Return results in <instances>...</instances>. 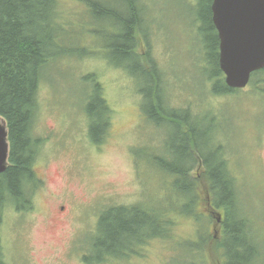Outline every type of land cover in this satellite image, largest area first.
Instances as JSON below:
<instances>
[{"label": "rangeland", "instance_id": "374dc122", "mask_svg": "<svg viewBox=\"0 0 264 264\" xmlns=\"http://www.w3.org/2000/svg\"><path fill=\"white\" fill-rule=\"evenodd\" d=\"M58 2L59 13L67 24L79 21L73 26L75 31L84 27L80 45L99 53L71 55L65 62L50 63L43 71L34 125V136L43 138L35 160L41 187L34 194L32 210L17 211L10 205L4 206L0 225L4 261L7 264H187L191 258L187 242L196 239V232L203 238L207 229L201 251L207 264H216L222 237L213 236L214 217L200 214L201 220L196 221L193 214L183 212L184 199L170 185L173 176L154 160L159 157L169 163L178 161V154L164 142L165 136H173L172 128L149 121L140 109L142 100L137 89L140 79L110 65L102 56V51L115 41L111 36L115 33L112 23L102 16L93 20L85 14L81 1ZM139 2L144 4L147 36L146 41L142 38L137 50L149 57L162 75L169 106L179 108L191 102V110L198 115L202 128L215 126L208 141L216 140L223 146L227 166L239 188V207L244 218L253 223L258 239L264 241L262 94L251 83L234 94H209L197 53L204 42L201 29L206 16L198 0ZM73 43L72 37L65 39L67 46ZM87 74L95 80L88 79ZM95 82L101 86L102 97L110 109L107 133L99 145L88 136L85 114L86 98ZM203 129L198 131V136H205ZM191 174L200 176L202 172L193 170ZM120 205L134 206L140 212L164 211L162 214L173 222L169 236L151 239L137 248L135 254L101 257L106 252L101 251L100 242L108 237L99 225L100 215L105 209H111L104 212L105 216L113 214ZM204 209L201 205L197 212ZM117 214H113V221H120L118 217L123 216L116 217ZM142 221L143 217L139 216L138 222ZM195 253L192 262H200L202 253L198 249ZM185 256L189 259L183 260Z\"/></svg>", "mask_w": 264, "mask_h": 264}, {"label": "trees", "instance_id": "16d2710c", "mask_svg": "<svg viewBox=\"0 0 264 264\" xmlns=\"http://www.w3.org/2000/svg\"><path fill=\"white\" fill-rule=\"evenodd\" d=\"M58 1L0 0V116L6 122L9 141L8 163L0 173V225L5 205L17 211H30L34 206V194L41 187L35 160L43 138L34 136V125L38 109L37 93L43 71L50 63L63 62L71 55L99 53V50L80 45L84 27L75 31L73 26L79 21L67 24L59 13ZM78 1L84 6L85 14L93 20L102 16L112 23L115 33L111 36L115 41L102 51V56L110 65L120 67L140 79L137 88L142 100L140 109L149 121L163 124L167 129L172 128L173 136L171 139L165 136L164 142L174 154H178V161L169 163L159 157H154V160L173 176L170 185L184 199L182 211L193 214L196 221L201 220L200 214L207 218L209 208L222 214V240L216 264H264V241L258 239L253 223L244 218L239 207V188L227 166L224 148L216 140L208 141L215 126L203 129V124L197 120L198 115L191 110V102L179 108L169 106L164 97L162 75L157 72L150 58L137 50L142 38L146 41L147 36L144 4L139 0ZM211 1L198 0L206 16H203L204 26L201 29L204 42L197 53L202 60L200 65L206 74L209 94L224 96L241 89L228 87L219 68L218 37L211 21ZM69 37L74 41L70 47L65 44V39ZM87 76L95 80L93 75ZM250 83L264 99V67L251 73ZM86 100L88 136L92 143L99 145L107 133L110 109L97 82ZM200 129L205 130V136H198ZM192 169L202 174H191ZM201 205L206 211L201 210L200 213L197 210H200ZM193 207H196L194 212ZM115 209V212L123 214L121 217L116 215L120 221H113L115 212L104 215L111 209H105L100 215L99 225L104 236L108 237L106 241L100 242L101 251L106 252L101 253V257L135 254L137 248L146 245L151 239L165 238L170 234L173 222L162 214L164 211L146 209L140 212L131 205H120ZM139 216L144 221L138 222ZM108 218H112L110 222H107ZM206 230L203 238L196 232L197 240L187 242L191 258L182 257L183 260L189 259L187 264H207L200 246L207 240ZM96 244L99 245L98 240ZM197 249L202 253V258L200 262L194 263L192 261L197 255L194 254ZM0 264H7L3 258L1 240Z\"/></svg>", "mask_w": 264, "mask_h": 264}, {"label": "water", "instance_id": "95a60500", "mask_svg": "<svg viewBox=\"0 0 264 264\" xmlns=\"http://www.w3.org/2000/svg\"><path fill=\"white\" fill-rule=\"evenodd\" d=\"M210 10L224 82L233 89L244 88L251 73L264 67V0H212ZM8 153L6 122L0 116V173Z\"/></svg>", "mask_w": 264, "mask_h": 264}, {"label": "flooded vegetation", "instance_id": "af4514ba", "mask_svg": "<svg viewBox=\"0 0 264 264\" xmlns=\"http://www.w3.org/2000/svg\"><path fill=\"white\" fill-rule=\"evenodd\" d=\"M61 208H62V206H61ZM209 209L208 210H209L210 214L215 218V215L217 214V212L214 210H211V208H209ZM208 227L210 228V226H208ZM211 229H212L215 237H216V235L218 236V234L220 235V232L222 230V214L221 213H220L219 221H216L215 219H213V221L211 223Z\"/></svg>", "mask_w": 264, "mask_h": 264}]
</instances>
